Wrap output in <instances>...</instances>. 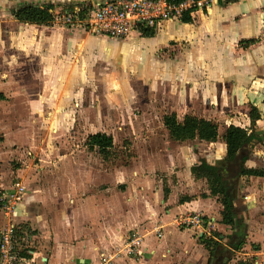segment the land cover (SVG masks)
I'll use <instances>...</instances> for the list:
<instances>
[{"label": "crops", "instance_id": "1", "mask_svg": "<svg viewBox=\"0 0 264 264\" xmlns=\"http://www.w3.org/2000/svg\"><path fill=\"white\" fill-rule=\"evenodd\" d=\"M106 1L109 0H0V40L10 56L45 60L54 76L62 63L82 62L99 69L97 72L110 69L127 96L129 84H146L155 95L160 92L173 99L176 109L182 108L181 116L174 114L179 122L186 116L209 121L218 127V138L212 143L198 139L181 143L168 138L170 143L180 145L181 155L177 159V152L168 146L169 159L158 165L163 177L137 180L136 200L143 206L137 228L116 227L117 232L108 237L55 248L52 257L42 261L103 264L111 256L104 264H264V177L246 176L237 183L235 210L246 224V240L234 251L228 240L233 230L222 223L220 197L210 196L207 181L196 179L191 171L199 155L226 158L224 137L229 127L249 126L253 109L260 115L258 132L264 133V0L219 1L188 14L190 22H165L149 37L127 40L60 29L55 24L59 15H84ZM29 7L48 9L50 24H26L15 18L18 11ZM252 40L256 42L249 47L241 45ZM158 100L149 101L158 105ZM246 167L264 171V143L254 148ZM147 184L154 188L148 190ZM117 189L123 193L130 190L125 183L118 184ZM38 208L34 204L23 206L21 218L25 222L19 224L33 228L31 221L45 218L46 222L49 214L38 213ZM183 214H201L205 224L201 228L178 227L175 220ZM142 223L146 224L140 226ZM157 227L161 228V237ZM132 231L143 238L137 255H129L125 248ZM35 235L22 231L19 236L36 241L39 236ZM215 244H219L216 251ZM25 259L31 264L28 257Z\"/></svg>", "mask_w": 264, "mask_h": 264}, {"label": "rangeland", "instance_id": "2", "mask_svg": "<svg viewBox=\"0 0 264 264\" xmlns=\"http://www.w3.org/2000/svg\"><path fill=\"white\" fill-rule=\"evenodd\" d=\"M37 59L10 56L0 40V232L20 228L21 256L44 264L55 248L108 237L116 227L137 228L143 215L137 180L163 177L158 165L169 159L168 146L181 155L163 119L181 116L182 108L146 84H129L127 96L110 69L64 62L54 76ZM98 133L113 140L108 158L89 147ZM120 183L130 190L119 192ZM29 204L50 217L30 222L37 232L19 224ZM22 231L39 237L19 236Z\"/></svg>", "mask_w": 264, "mask_h": 264}, {"label": "trees", "instance_id": "3", "mask_svg": "<svg viewBox=\"0 0 264 264\" xmlns=\"http://www.w3.org/2000/svg\"><path fill=\"white\" fill-rule=\"evenodd\" d=\"M186 0H168L169 3L180 4ZM238 0H231L237 2ZM15 18L21 23L47 26L52 17L48 9L25 8L15 14ZM190 22L188 14L181 19ZM152 31H146L149 37ZM256 41L242 43L243 47H249ZM260 115L256 109L250 117V125L238 127L231 125L224 137L227 147L226 158L207 159L205 155H199V160L191 167L192 174L196 179H204L210 189V196L220 197L222 211V223L232 228L233 235L229 240V246L238 251L246 240V224L238 217L235 210V188L242 177H264V171L249 170L246 164L257 145L264 143V133L258 132L257 121ZM164 126L170 137L175 142H187L198 139L200 142L212 143L218 138V127L209 121L192 116H186L183 122L177 120L176 115L166 116L163 119ZM1 141V140H0ZM90 149L98 148L104 158H108L113 148V140L105 134L98 133L89 138ZM124 189V186H120ZM219 247L215 244L214 251ZM213 254V251L212 253ZM214 256V254L212 255Z\"/></svg>", "mask_w": 264, "mask_h": 264}, {"label": "built area", "instance_id": "4", "mask_svg": "<svg viewBox=\"0 0 264 264\" xmlns=\"http://www.w3.org/2000/svg\"><path fill=\"white\" fill-rule=\"evenodd\" d=\"M219 1L231 0H186L180 4L169 3L168 0H109L96 4L90 13L82 15L76 12L56 18L61 20L60 26L72 30L111 40H127L143 38L146 31H154L165 22L180 21L185 14L210 8ZM175 223L183 228H201L205 221L201 214H183L176 218ZM155 230L161 237V228ZM18 231V227L12 226L0 232V264H29L21 256L20 242L24 243L25 240L18 241ZM142 242L143 238L138 232H131L125 244L128 254L137 255ZM111 258L108 256L103 264Z\"/></svg>", "mask_w": 264, "mask_h": 264}]
</instances>
